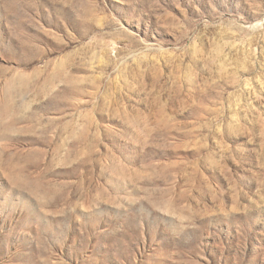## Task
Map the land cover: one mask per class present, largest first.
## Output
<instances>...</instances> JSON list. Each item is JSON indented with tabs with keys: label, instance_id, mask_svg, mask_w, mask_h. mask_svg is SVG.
Masks as SVG:
<instances>
[{
	"label": "rangeland",
	"instance_id": "rangeland-1",
	"mask_svg": "<svg viewBox=\"0 0 264 264\" xmlns=\"http://www.w3.org/2000/svg\"><path fill=\"white\" fill-rule=\"evenodd\" d=\"M0 264H264V0H0Z\"/></svg>",
	"mask_w": 264,
	"mask_h": 264
}]
</instances>
